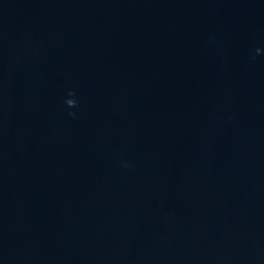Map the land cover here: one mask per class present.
I'll use <instances>...</instances> for the list:
<instances>
[{
    "label": "water",
    "instance_id": "water-1",
    "mask_svg": "<svg viewBox=\"0 0 264 264\" xmlns=\"http://www.w3.org/2000/svg\"><path fill=\"white\" fill-rule=\"evenodd\" d=\"M0 264H264V0H0Z\"/></svg>",
    "mask_w": 264,
    "mask_h": 264
},
{
    "label": "clouds",
    "instance_id": "clouds-1",
    "mask_svg": "<svg viewBox=\"0 0 264 264\" xmlns=\"http://www.w3.org/2000/svg\"><path fill=\"white\" fill-rule=\"evenodd\" d=\"M256 51H257V53H258V52H259V49H257Z\"/></svg>",
    "mask_w": 264,
    "mask_h": 264
}]
</instances>
